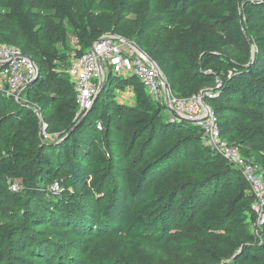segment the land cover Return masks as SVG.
<instances>
[{"label": "trees", "instance_id": "obj_1", "mask_svg": "<svg viewBox=\"0 0 264 264\" xmlns=\"http://www.w3.org/2000/svg\"><path fill=\"white\" fill-rule=\"evenodd\" d=\"M162 1L170 12L171 34L155 50L146 34L156 27L157 18L138 10L133 20L120 21L117 11L128 10L129 0H106L103 4L99 0H6L5 16L20 31L13 41L34 62L37 75L22 92L21 101L0 93V192L5 180L21 181L29 185L31 197L25 202L14 194L12 199L22 207L30 205L32 210L51 214L48 209L54 199L48 179L57 171H85L95 190L103 191L110 183L107 192L121 196L114 210L118 220L114 227L130 242L110 243L111 255L98 256L99 264H158L157 256L143 244L168 224H191L208 236H212L209 230L225 227L237 236L238 243L214 254L215 259H224L225 264H264V257L257 255L261 250L253 246L257 240L248 229L247 221L256 220L251 210L253 198L246 192L248 185L241 178V184L221 188L233 170L226 164L209 170L208 166L222 157L205 146L199 126L181 119L168 122L135 76L112 73L106 75L104 87L123 89L131 84L137 111L126 115L122 106L112 102L104 113L96 101L81 122L84 114L77 117L74 88L65 68L59 67L61 59L55 49L66 43L69 28L77 33L84 52L102 35L114 34L150 57L174 88L179 87L175 81L178 75L190 97L213 79L200 65H226L233 71V75H223L216 104L211 106L214 101H208L207 106L222 138L243 158L262 162L258 145L264 141V3ZM41 7L49 12V21L39 28L37 38L34 29ZM2 34L13 37L8 32ZM28 44L35 53L26 52ZM250 46L254 48L252 63L247 56ZM234 47L241 48V56L226 59L227 51ZM96 117L104 127L100 147L91 136ZM42 127L55 136L53 141L42 142ZM144 133L118 182L112 175L114 158L124 151L131 153L137 135ZM189 159H194V164H185ZM39 188L42 191H35ZM1 230L0 244L9 242L14 231L9 227Z\"/></svg>", "mask_w": 264, "mask_h": 264}, {"label": "rangeland", "instance_id": "obj_2", "mask_svg": "<svg viewBox=\"0 0 264 264\" xmlns=\"http://www.w3.org/2000/svg\"><path fill=\"white\" fill-rule=\"evenodd\" d=\"M249 1L256 4L264 3V0ZM5 2L6 0H0V44L20 47L16 41H13L20 34V31L6 18ZM99 2L103 4L106 0H99ZM138 10L146 16L157 18L156 27L146 34L149 37L150 45L157 50L158 45L171 34L169 28L172 25L167 21L170 12L162 0H129L128 10L117 11V15L121 22L133 20L135 12ZM37 13L38 20L34 33L38 38L39 28L45 26L49 21V12L41 7ZM5 32L13 37L3 36L2 33ZM38 43L41 45L43 41L38 40ZM29 46L28 44L26 52L28 54L35 53V50ZM55 50L61 59L59 67L65 68L66 72L85 51L79 43L77 33L70 28L66 43L58 45ZM227 52L226 59L228 60L237 59L242 54L239 47L231 48ZM253 53L254 48L250 46L247 54L248 63H252ZM226 59L224 61L228 62ZM200 70H205L206 73L213 75L212 81L205 84L204 88L201 89L207 92L204 103L208 105V101L211 103L219 96L223 75H233V71L228 69L226 65L214 63L203 66V68L200 65ZM215 79L219 82L218 84H216ZM175 81L179 87L174 88L165 80V88L169 94L179 99L189 98L188 87L185 84H180L181 80L178 75ZM32 82L34 83V80ZM5 91V84L0 77V93L3 94ZM101 94L105 96L103 97ZM20 98L22 99V96ZM149 98L161 108V116L164 119H167L168 122L174 120L162 100L156 101L151 96ZM96 101L99 111L104 113L109 111L108 104H112V102L122 106V111L126 115L137 111L131 84H126L123 89L116 85L104 87L103 84L93 103ZM214 104H216L215 101L211 103V106ZM229 104L238 105L237 102H230ZM39 119L41 120L40 116ZM93 123L95 127L93 125L91 136L97 146L100 147L104 133L103 122L96 117ZM115 132L119 133L118 131ZM145 134L140 137L137 135L131 153L124 151L114 158L112 175L118 182L121 180V171L125 167H129L133 161L134 158L132 157ZM42 139L43 141H53L55 136H49L46 128L42 127ZM258 147H261L262 162H258L253 157L244 159L256 165L257 174L262 176L264 182V141H261ZM194 162V159H189L185 161V164L191 165ZM225 164L230 165L225 159L219 158L208 168L215 170L222 168ZM232 170L233 172L223 179L222 189L243 182L240 171ZM89 178L85 171H74V169L57 171L55 176H51L48 179L49 183L51 182L48 190L52 192L54 199L52 206L48 209L51 214L41 209H38L39 211L32 210L30 205L22 207L21 204L12 199V196L19 194L22 200L26 202L28 197H31L28 194L29 185H24L21 181L5 180L3 191L0 192V227L2 229L9 227L14 233L9 235V242L0 244V264H99L98 256L102 254L111 255L110 243H129L130 241L120 234L118 228L114 227L115 223L118 222L115 219L117 216L114 215V210L116 206H119L121 196L116 192L115 194L107 192V189L111 187L110 183H107L103 191L93 189ZM35 191L40 192L42 189L39 188ZM246 192L251 196L249 190ZM252 205L253 200L251 207ZM247 223L249 231L257 240L253 246L257 250H261L257 255L264 257V222L257 224L256 220H249ZM224 228L209 230L212 232V236H208L191 224L182 227L168 224L163 232L150 236L144 242L143 247L157 256L158 264H225L226 260L215 259L214 254H218L222 250H230L233 244L238 243V238L235 234L226 232ZM1 232L2 230L0 234ZM179 240H186L189 244L179 243Z\"/></svg>", "mask_w": 264, "mask_h": 264}, {"label": "built area", "instance_id": "obj_3", "mask_svg": "<svg viewBox=\"0 0 264 264\" xmlns=\"http://www.w3.org/2000/svg\"><path fill=\"white\" fill-rule=\"evenodd\" d=\"M67 73L76 96L77 117L92 107L99 85L108 73L118 77L135 76L149 96L163 101L173 119L190 121L199 126L205 146L225 159L232 169L240 171L253 198L251 210L257 224L264 222L262 176L257 174L253 162L244 159L235 146L222 138L212 110L204 103L206 91L200 90L186 99L173 97L165 90L164 76L156 63L145 53H140L134 43L114 34H104L94 41L73 62ZM36 75V65L30 58L14 46L0 44V77L5 84V95L21 101L22 92Z\"/></svg>", "mask_w": 264, "mask_h": 264}, {"label": "water", "instance_id": "obj_4", "mask_svg": "<svg viewBox=\"0 0 264 264\" xmlns=\"http://www.w3.org/2000/svg\"><path fill=\"white\" fill-rule=\"evenodd\" d=\"M137 49H138V51H139L140 53H143L138 47H137ZM104 79H105V77L103 78V80L101 81V83H100V85H99L98 93H99V91L101 90V88L103 87ZM163 81H164L163 83H164V87H165V86H166L165 78L163 79ZM165 90H167V89L165 88ZM98 95H99V94H98ZM87 112H88V111H87ZM85 115H86V113H85L84 115H82V117L80 118L79 122H81V121L84 119ZM42 142H43V139H42Z\"/></svg>", "mask_w": 264, "mask_h": 264}]
</instances>
